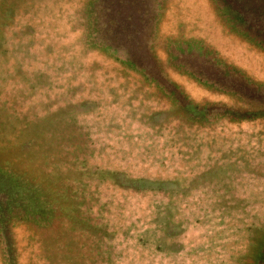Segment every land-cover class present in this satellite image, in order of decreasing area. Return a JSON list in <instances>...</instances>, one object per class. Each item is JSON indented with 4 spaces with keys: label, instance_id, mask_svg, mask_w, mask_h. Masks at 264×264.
I'll use <instances>...</instances> for the list:
<instances>
[{
    "label": "rangeland",
    "instance_id": "obj_1",
    "mask_svg": "<svg viewBox=\"0 0 264 264\" xmlns=\"http://www.w3.org/2000/svg\"><path fill=\"white\" fill-rule=\"evenodd\" d=\"M0 264H264V0H0Z\"/></svg>",
    "mask_w": 264,
    "mask_h": 264
}]
</instances>
